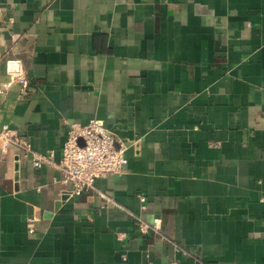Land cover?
<instances>
[{
    "label": "crops",
    "instance_id": "obj_1",
    "mask_svg": "<svg viewBox=\"0 0 264 264\" xmlns=\"http://www.w3.org/2000/svg\"><path fill=\"white\" fill-rule=\"evenodd\" d=\"M93 119L128 163L73 196ZM6 124L56 160L0 136V264H264V0H0Z\"/></svg>",
    "mask_w": 264,
    "mask_h": 264
},
{
    "label": "built area",
    "instance_id": "obj_2",
    "mask_svg": "<svg viewBox=\"0 0 264 264\" xmlns=\"http://www.w3.org/2000/svg\"><path fill=\"white\" fill-rule=\"evenodd\" d=\"M9 72L24 89L29 86L30 79L19 63L16 62L14 67H10ZM0 136L5 147L20 148L25 157L32 158L37 168L46 163H54L56 160L54 151L48 154L36 151L31 142L18 135L8 124L0 130ZM126 148L101 119H93L87 124L72 123L62 155L57 162L62 175L61 181L70 187L69 191L73 196L82 195L95 188L98 179L124 171L128 163ZM141 197L143 200L146 199L145 196ZM137 220L142 233L159 228L157 223H149L142 217H137Z\"/></svg>",
    "mask_w": 264,
    "mask_h": 264
},
{
    "label": "water",
    "instance_id": "obj_3",
    "mask_svg": "<svg viewBox=\"0 0 264 264\" xmlns=\"http://www.w3.org/2000/svg\"><path fill=\"white\" fill-rule=\"evenodd\" d=\"M68 195H69V194L64 195L63 199H66V198L68 197Z\"/></svg>",
    "mask_w": 264,
    "mask_h": 264
}]
</instances>
